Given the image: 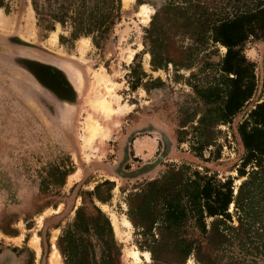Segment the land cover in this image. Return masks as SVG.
Returning <instances> with one entry per match:
<instances>
[{
	"label": "rangeland",
	"instance_id": "1",
	"mask_svg": "<svg viewBox=\"0 0 264 264\" xmlns=\"http://www.w3.org/2000/svg\"><path fill=\"white\" fill-rule=\"evenodd\" d=\"M233 1L120 0L119 20L95 45L73 38L69 24L48 30L32 0H0V264H65L62 231L78 209L92 215L94 207L112 226L115 264H198L176 247L200 238L193 223L184 233L161 224L162 189L179 181L165 175L181 167L187 176L230 177L235 194L240 185L237 126L264 99V38L243 48L256 88L230 124L201 128L200 114L214 105L196 93L219 79L226 50L195 21L223 18ZM99 99L109 102L110 120L95 113ZM91 118L103 127L97 140ZM138 139L157 150L134 157ZM214 254L200 259L218 264Z\"/></svg>",
	"mask_w": 264,
	"mask_h": 264
},
{
	"label": "trees",
	"instance_id": "2",
	"mask_svg": "<svg viewBox=\"0 0 264 264\" xmlns=\"http://www.w3.org/2000/svg\"><path fill=\"white\" fill-rule=\"evenodd\" d=\"M233 3L231 11L221 19L210 24L195 21L198 30L209 33L208 39L226 50L218 68L219 79L196 91L206 104L214 105L200 114L201 128L230 124L252 99L256 88L254 65L247 61L243 48L249 39L264 38V0ZM32 6L37 18L47 22L48 30H53L57 23L69 24L73 38L90 36L97 45L119 20L121 2L32 0ZM168 8L179 9L173 5ZM65 87L70 88L67 84ZM237 134L243 156L236 169L241 180L236 194L230 177L221 181L207 171L187 176L183 167L165 175L166 180L176 176L179 181L162 189L161 224L167 231L184 233L187 224L193 223L200 238H180L176 247L184 257L192 255L198 264H209L200 256L211 250L215 251L218 264H259L258 255L264 258V99L246 112ZM210 144L211 141H204L195 152L200 156L201 150ZM98 189L99 186L95 187ZM94 211L95 214L86 215L78 209L75 219L62 231L58 248L65 264H115L118 248L112 226L100 209L94 207ZM91 241L96 245L92 246Z\"/></svg>",
	"mask_w": 264,
	"mask_h": 264
},
{
	"label": "bare ground",
	"instance_id": "3",
	"mask_svg": "<svg viewBox=\"0 0 264 264\" xmlns=\"http://www.w3.org/2000/svg\"><path fill=\"white\" fill-rule=\"evenodd\" d=\"M143 9V12L144 13H146L147 15H149V12L147 11V8L146 7H143L142 8ZM130 58V57H129ZM101 81H105V83H106V80H105V78H103ZM114 90L115 89H109L108 90V94L110 95V96H112L113 94H114ZM94 111H95V113H97L99 116H101L102 118H103V116H104V118H106L105 120H110V118L112 117V116H114V112L111 110V107H110V104H109V102L108 101H106L105 99L104 100H101V99H99V100H97V101H95L94 102ZM103 118V119H104ZM114 118V117H113ZM112 118V119H113ZM91 119H93V118H91ZM90 131L93 133L94 132V135H93V138H94V140H97V139H99V135H95V129H102L103 127H102V124H99V122H97L95 119H93L92 121H91V124H90ZM107 132H108V130L107 131H104L103 133H102V138L104 137H106L107 136ZM138 148L140 149V147H141V143H139L138 145Z\"/></svg>",
	"mask_w": 264,
	"mask_h": 264
},
{
	"label": "crops",
	"instance_id": "4",
	"mask_svg": "<svg viewBox=\"0 0 264 264\" xmlns=\"http://www.w3.org/2000/svg\"><path fill=\"white\" fill-rule=\"evenodd\" d=\"M139 140L140 139L136 140L137 142H135V144H134V147H136L137 152H138V154L137 153L134 154V157H136V158H142V155H144V153H146V150L149 151V153H152L153 150L154 151L157 150V146H155V144L152 143V141L150 142V141H148V140L146 141V139H144V140H141V141H144V142H141ZM139 143H141L140 149L137 146Z\"/></svg>",
	"mask_w": 264,
	"mask_h": 264
},
{
	"label": "flooded vegetation",
	"instance_id": "5",
	"mask_svg": "<svg viewBox=\"0 0 264 264\" xmlns=\"http://www.w3.org/2000/svg\"><path fill=\"white\" fill-rule=\"evenodd\" d=\"M77 77H78V80H79L80 79L79 76H77Z\"/></svg>",
	"mask_w": 264,
	"mask_h": 264
}]
</instances>
